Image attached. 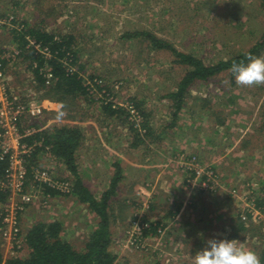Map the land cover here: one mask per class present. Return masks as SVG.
Masks as SVG:
<instances>
[{"label":"rangeland","instance_id":"374dc122","mask_svg":"<svg viewBox=\"0 0 264 264\" xmlns=\"http://www.w3.org/2000/svg\"><path fill=\"white\" fill-rule=\"evenodd\" d=\"M13 15L28 21H33L36 16L43 17L48 28L75 33L80 60L86 68L94 74L103 75L108 82L121 85L119 88L115 85L111 91L118 94L114 100L129 108L131 105H127L125 100L135 96L144 102L150 113L148 120L155 133L152 142L148 143L149 149L140 146L133 153L126 152L127 127L115 133L118 142L113 145L119 148L117 156L124 170L134 179H139L142 168L135 163L144 156L149 164L154 163L150 166L154 174L148 175L143 182L136 180L135 186L138 182L140 184L137 191L133 189L132 197L119 195L112 199L115 218L111 222L113 238L109 250L116 255L114 264H190L186 250L193 251L191 255L199 250V243L194 245L196 251L186 249L188 246L184 240L173 234L174 230L177 232V225L168 226L170 233L162 236L135 241L136 237L130 235L134 222L141 221L142 216L153 219L157 210L152 204L153 196L158 193V187L153 189V181L159 174L162 175L164 169H174L176 161L183 156L196 154L203 163L217 168L220 177L218 188L212 192L205 191L211 194L214 202L212 210L206 213L212 228L215 226L218 229L219 222H223V219H217L218 214H237V198L229 196L232 187H238L241 195L252 191V198L257 199L259 195L264 198V86L240 87L235 82L230 83L226 73H221L208 81L192 84L182 108L173 116L172 102L165 94L174 90L184 67L173 64L172 57L167 53L148 55L145 44L138 39L121 38L124 32L148 30L206 63L217 61L246 50L264 32L262 0H0V47L5 48L6 56H14L15 53L5 29ZM18 62L19 58H14L5 65L0 81L3 88L0 90H4L7 98L15 96L17 100L40 101L44 106L43 113L37 117L40 123L49 128L54 123H77L89 141H99L94 137L97 135L93 132L95 126L101 128L112 121L101 119L98 103L83 110L75 109L77 114L83 115H79L80 120L72 121L65 116L66 112L61 110L59 102L38 99V92L33 83L30 84L29 72ZM95 98H99L98 95ZM79 116L76 115V118ZM20 122L24 126L29 123L25 118ZM101 138L104 135L101 134ZM13 139L11 134L9 141L13 142ZM177 142H184L193 150L173 154L171 148ZM97 144L91 142L96 150L90 154L87 148H83L78 160V171L84 168L82 176L96 192L99 190H94L96 186L90 180L93 172L90 169L94 167L91 158L96 157L99 161L101 158L105 160L106 156L108 159L116 157L109 149L98 150ZM85 151L86 157L83 155ZM39 165L49 168L53 175L66 174L69 178L65 166L53 156L46 153L39 155ZM185 187L199 192L196 185ZM163 189L165 187L160 190L164 192ZM122 190L128 192L129 188L123 185ZM151 204L153 209H149ZM158 210L157 213H161ZM134 216L137 218L132 220ZM51 219L61 220L63 238L78 249L82 248L97 221L86 205L74 197L58 194L52 197L47 207L41 206L39 200L26 207L20 216L21 235L32 223ZM261 222L253 224L255 235L251 240L245 238L241 241L255 252L264 245L261 235L264 218ZM224 233L220 232L218 236L223 238L227 234ZM137 243L141 245L137 246ZM22 245L16 253L18 256L27 255ZM9 249L10 245L0 238L3 256L9 257Z\"/></svg>","mask_w":264,"mask_h":264},{"label":"trees","instance_id":"16d2710c","mask_svg":"<svg viewBox=\"0 0 264 264\" xmlns=\"http://www.w3.org/2000/svg\"><path fill=\"white\" fill-rule=\"evenodd\" d=\"M262 3L264 4V0H262ZM1 16L4 15L1 14ZM5 29L9 34L10 41L18 51L15 58H19L18 63L24 67L25 71L29 72L30 84L33 83V88L39 94V100L48 99L59 102L61 110L66 112L65 116L72 121L80 120V116L83 115L81 113L77 114L75 109L83 110L86 106L98 103L97 109L101 119L104 121L111 120L117 123L118 126H122V129L127 127L126 133H128L130 147L147 146V143L152 142L155 130L148 120L150 113L144 106V102L135 96H129L125 100V103L127 105L130 103L131 108L140 116V119L136 122L130 109L114 100V98H118V94L111 91L115 85L118 88L121 85L113 81L108 82L107 78L101 74H94L86 68L85 63L81 62L78 36L75 33L50 29L45 22V18H39L38 16L33 21H28L26 18L13 15L6 24ZM121 38L138 39L145 44L149 52L148 55L151 53H167L172 57L173 64L184 67V73L175 84L174 90L165 94L172 102L171 112L173 116L178 114L182 108L192 84L197 81H208L221 73H226L229 82L234 83L235 79L228 71L231 64L234 61L244 60L248 53L260 56L264 51V32L246 50L209 63L204 62L202 58L191 52L177 49L169 40L160 38L154 32L148 30L124 32L121 34ZM32 41L39 46V50L30 43ZM40 50L44 51L41 52ZM4 52L5 48L0 47V53ZM8 62L9 59H4L3 65H8ZM5 68L6 66L4 70ZM47 72L52 75V80L48 84H46L45 78ZM95 95H98L99 98H95ZM13 100L22 103L29 102L22 98L17 100L15 96H13ZM76 115H80L79 118H76ZM19 118L23 119L24 117L20 116ZM25 119L29 122L26 126L22 125L21 122L18 125L20 143L31 147V151L24 156L25 184L27 186L31 184L33 179L32 170L39 163V155L51 154L65 166L69 174L68 179L71 181L72 189L65 195L72 196L79 203L86 205L87 209L97 217V221L94 228L86 236L81 249L76 248L63 238V223L60 220L34 222L22 234V247L24 246L26 249L27 255H14L4 258L0 250V264H114L116 255L109 250V247L113 238L111 222L115 218L112 209L114 203L112 198L123 178L120 163L115 161L112 164L113 173L109 185L100 197L96 198L83 184L78 173L76 153L84 141L82 128L73 122V124L54 123L49 128L43 122L40 123L37 117H27ZM105 126L108 127L109 125L106 124ZM32 128L33 130H31ZM194 155L198 157V155ZM8 166L9 155L4 154L0 158V181L6 179ZM212 168L219 176L217 168L213 166ZM44 190L45 193L51 196L58 195L54 189L46 185H44ZM9 195L10 191L7 188L0 187V205L7 202ZM259 196L255 199V206L261 209L264 198ZM152 204L149 209H153ZM179 207L180 205L170 209L168 216H174ZM236 213L235 216L229 218L228 226H230V230H224V234H227L223 238L215 234L212 238L236 239L240 242L244 241L245 238L252 239L255 235V229L252 226L253 224L262 223L261 220L254 221L249 213H247V219L242 220L238 210ZM136 218L134 216L132 220ZM141 222L148 224L141 227L142 236L144 237L162 236L165 233L166 223L161 219H149L142 216ZM261 235L263 238L264 232ZM262 240L264 241V239ZM205 242L203 240L198 244L199 250L205 246ZM256 253L260 257L261 264H264V245L257 249Z\"/></svg>","mask_w":264,"mask_h":264},{"label":"built area","instance_id":"2783aa9c","mask_svg":"<svg viewBox=\"0 0 264 264\" xmlns=\"http://www.w3.org/2000/svg\"><path fill=\"white\" fill-rule=\"evenodd\" d=\"M39 50V46L30 42ZM14 50V56H6L5 53H0V81L2 82L4 74L3 60L9 61L17 55L18 51ZM45 50V49H44ZM44 50H40L43 52ZM46 84L52 80L51 73L45 74ZM0 82V89L2 83ZM3 89V88H2ZM130 112L133 114L134 120L137 122L140 116L129 106ZM44 106L40 101L32 100L27 103L15 101L10 97L7 98L4 90H0V158L4 154L9 155V166L6 170V179L0 181V187L7 188L10 191L9 198L5 204L0 205V238L9 246L8 256L17 255V251L21 248L22 238L20 228V216L29 204L39 200L41 206L47 207L52 197L45 193L44 185L54 189L59 195L68 194L71 189V181L66 174L53 175L49 168L40 166L39 163L32 170V181L28 186L26 182V167L25 158L31 151V147L20 143L19 122L23 116L38 117L43 113ZM33 130V128L31 129ZM12 134L14 141H9V136ZM39 144V143H38ZM48 156H52L46 153ZM180 171L185 175V181L188 186H197L199 191L212 192L219 186L220 177L215 172L212 166L203 163L197 156L190 154L183 156L176 161ZM66 169V168H65ZM64 173V172H63ZM29 187V189H28ZM254 188H252L253 190ZM251 193L241 195L238 187H232L229 191L231 198H237L236 204L238 212L242 220L247 219L249 213L254 221L264 218V204L261 209L255 206V199L251 197ZM241 195V196H240ZM13 198V201H11ZM134 230L130 233L132 237H136L135 241L147 239L149 236H142V226H147V223L134 222ZM133 224V225H134ZM12 245H11V244ZM141 245L137 243V246ZM4 258H6L4 256Z\"/></svg>","mask_w":264,"mask_h":264},{"label":"crops","instance_id":"0c3cea01","mask_svg":"<svg viewBox=\"0 0 264 264\" xmlns=\"http://www.w3.org/2000/svg\"><path fill=\"white\" fill-rule=\"evenodd\" d=\"M111 124L107 126H95L94 128V133L97 134L94 137L99 139V141H89L88 137H86L85 132L84 134V141L82 143V146L77 150L76 153V158H77V165L79 164L78 160L82 156V149L87 148L88 154L96 150L93 146H91L92 143H98L97 149L101 148L103 149H109L112 154H115L117 157H111L110 159L104 157L105 160L102 158L97 161L96 157L91 158L90 162L94 166L90 170L92 172V176L90 180L94 183V190L97 188L99 191H92L93 188L88 185L86 178L82 176L84 173L82 171H78L80 178L85 186L89 189V191L92 193V195L96 198H99L101 193L107 189L109 185L110 178L113 173V166L112 164L115 161H118L120 163L121 169H122V174L123 178L118 184V187L116 189V194H114L112 199H116L119 195H123V198H128L133 196V189L134 191L137 189V186H139L140 182H138L137 186L136 182L138 180H146L147 176H153L154 173L153 169L150 168V166L154 165V163H150L148 158H145L144 156L140 157L138 161L135 163L136 166L141 167V176H139V179H134L133 175H129L125 170H124V165L122 162L118 159V146L113 145L117 143L118 141L116 140L115 133L122 132V127L118 126L116 123ZM117 125V126H115ZM124 129V128H123ZM101 134L104 135V138H101ZM129 138V137H128ZM128 138L125 139L124 146H127L126 152L133 153L137 148H132L129 146ZM113 140V141H112ZM89 141V143H88ZM118 145V144H117ZM147 147L145 148L149 149V145L147 143ZM175 145V144H174ZM98 149V150H99ZM172 153L174 154L176 151L180 153L187 152L193 150L190 146L186 145L184 142H177L175 146L172 148ZM86 150V151H87ZM84 152L83 155L86 157V153ZM98 153V152H95ZM109 153V152H108ZM108 155H111L110 153ZM161 155L165 157L164 152H161ZM179 156V155H178ZM144 160V161H142ZM134 165V164H132ZM174 169H164L162 172V175L159 174L157 176L156 180L153 181L154 187H158L157 195L153 196V204H155V207H157V210L160 211L161 213L154 212L155 214L153 215V218L161 219L164 223H166V228H165V234L170 233V230H168V226L171 227V225H174L176 227L177 232L175 233V230L173 231V234H176L175 236H178L184 240V244H186L188 247L186 249L192 248L193 250L195 249L194 245L195 243H201V241L205 240L207 241L209 237H213V235H218L220 233V230L222 232L229 231L230 226H228L229 223V218L232 217V215L224 216V214H218L219 216L217 219L222 220L223 222H219L220 226H218V229L212 228L209 224V221L207 220L206 213H208L210 210H212V207L214 206L213 199L211 197V194H206L204 191H199L195 192L193 191L194 189L186 188L187 186L186 181H185V175L180 171L178 168L177 164L173 167ZM93 169V170H92ZM137 180V181H136ZM125 181V182H124ZM128 181V182H127ZM127 183H129L127 185ZM123 185H126V187L129 188L128 192H124ZM164 185V186H163ZM136 187V188H135ZM164 188V192H162L160 189ZM155 188V189H156ZM137 191V190H136ZM128 193V194H126ZM221 194V193H220ZM129 195V196H128ZM72 197V196H71ZM156 197V198H155ZM122 198V199H123ZM125 200V199H124ZM122 201V200H120ZM224 204V203H223ZM180 205L179 209L175 212L174 216L169 217L168 212L170 209L175 208L176 206ZM166 208L165 210H163ZM221 211V210H220ZM157 213V214H156ZM52 220V219H51ZM57 220V219H56ZM217 220V221H219ZM226 222L224 223V221ZM61 221V220H60ZM168 230V231H167ZM207 237V238H205ZM185 245V246H186ZM190 246V247H189ZM198 246V245H197ZM196 251V250H194ZM193 252V251H192ZM191 251H186L188 254V258L191 256Z\"/></svg>","mask_w":264,"mask_h":264},{"label":"clouds","instance_id":"9594fccd","mask_svg":"<svg viewBox=\"0 0 264 264\" xmlns=\"http://www.w3.org/2000/svg\"><path fill=\"white\" fill-rule=\"evenodd\" d=\"M228 71L240 87L264 86V55L246 54L234 61ZM190 264H261L260 257L251 248L236 239H208L205 246L190 256Z\"/></svg>","mask_w":264,"mask_h":264}]
</instances>
